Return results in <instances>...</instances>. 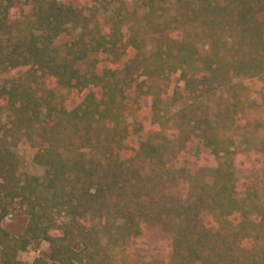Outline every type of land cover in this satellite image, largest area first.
I'll use <instances>...</instances> for the list:
<instances>
[{"label":"trees","instance_id":"trees-1","mask_svg":"<svg viewBox=\"0 0 264 264\" xmlns=\"http://www.w3.org/2000/svg\"><path fill=\"white\" fill-rule=\"evenodd\" d=\"M173 73L169 101L136 83ZM3 74L0 264H264V169L244 190L236 169L264 158V85L243 83L264 84V0H5ZM134 85L151 118L131 131ZM22 141L42 175L20 171ZM16 208L21 234L2 225ZM38 240L50 257L20 259Z\"/></svg>","mask_w":264,"mask_h":264},{"label":"rangeland","instance_id":"rangeland-1","mask_svg":"<svg viewBox=\"0 0 264 264\" xmlns=\"http://www.w3.org/2000/svg\"><path fill=\"white\" fill-rule=\"evenodd\" d=\"M5 0H0V2ZM24 1V0H22ZM112 1V6L116 7L122 0H110ZM131 8L135 7V1L136 0H124ZM24 7V19H29L31 15V7L29 4L23 5ZM90 60H86L80 64V67L83 71H87L89 69ZM8 79V76L1 75L0 76V85H2L4 82H6ZM146 79V85H150L154 87V91L160 92L164 99L167 101L172 98L174 91L178 89L179 91L184 93V81L180 79V73H173L169 75L168 77H160L155 79H148L146 77L138 78L137 82H140L142 80ZM148 79V80H147ZM243 83L248 86V88L251 91L256 92L258 89L263 87V82H256L251 80H243ZM136 87L134 85L133 88L128 90L129 100H128V109L126 111L127 121L129 124V128L133 129L134 125L138 122H141L145 128L149 127L150 125V118H151V111L148 109L146 104H137L134 102V97L136 95ZM60 97L59 99H63L65 104L70 108L74 106L78 99L74 97L67 89H60L59 90ZM223 95H227V91H223ZM256 97V96H254ZM221 99H217V101H220ZM182 105V103H180ZM177 109V108H176ZM249 119H257L260 118L264 121V107L255 109H250L249 112ZM7 118L6 115L3 114L0 117V126L6 124ZM5 132V131H4ZM3 133V132H2ZM133 139V135H130L129 140ZM259 139L264 140V127L262 129V135ZM133 141V140H132ZM17 154L20 158V171L25 173H30L34 175H42L44 173V168L34 162V155L35 151L34 149L29 145V143H26L25 141H22L17 147H16ZM257 159H251L247 158L242 161H239L236 164L237 174L240 178V190L245 189V185L247 184V181L250 180L248 177L250 174L255 173L259 174L258 170L264 169V158L262 157L258 163ZM255 165V166H254ZM257 176V175H256ZM261 177V175L259 174ZM258 176L256 177V179ZM29 221L28 215L21 209H14L12 213L6 217L2 221V225L4 228H6L9 232L13 234H21L24 229L26 228ZM143 245V242H141ZM140 243V246H141ZM152 252L157 255V257L164 259L166 255V245L162 242H152L150 243ZM52 244L46 240H38L34 242L28 250L25 252H21L19 255V258L24 261H33L36 257L44 256L46 258H49L52 252ZM54 264V263H51Z\"/></svg>","mask_w":264,"mask_h":264}]
</instances>
